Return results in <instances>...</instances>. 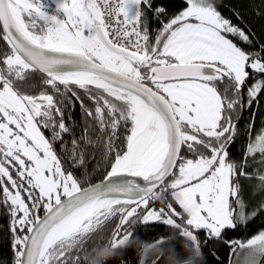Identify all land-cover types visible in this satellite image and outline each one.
I'll use <instances>...</instances> for the list:
<instances>
[{"label": "snow or ice", "instance_id": "snow-or-ice-1", "mask_svg": "<svg viewBox=\"0 0 264 264\" xmlns=\"http://www.w3.org/2000/svg\"><path fill=\"white\" fill-rule=\"evenodd\" d=\"M0 40V264H264V0H0Z\"/></svg>", "mask_w": 264, "mask_h": 264}, {"label": "trees", "instance_id": "trees-1", "mask_svg": "<svg viewBox=\"0 0 264 264\" xmlns=\"http://www.w3.org/2000/svg\"><path fill=\"white\" fill-rule=\"evenodd\" d=\"M225 2L227 3V0H225ZM225 15H228L227 11H225L224 13ZM0 45H3V41L0 40ZM257 125H259V121H257ZM236 151L239 150V145H237V148L235 149ZM154 207L159 208L160 206V202L154 201L153 202ZM261 223V221H257V225H259ZM141 232H143V229H140ZM164 231H166L163 227L159 228V232L163 233ZM260 231V229L258 227H256L252 232H250L249 234H246L244 236H239V237H235L236 239H248L251 238L252 235H256L258 234V232ZM154 236H148L147 239L151 240L154 239ZM150 241H146V242H136L135 240H133L128 247H130L132 249V252L129 253L128 255V261L129 264H133V262H135V264H138V260L141 258V256L144 257V264H151V262L157 258L160 254L153 250V249H147L146 246L147 244H149ZM138 253V255H136ZM166 253V257H167ZM219 255L221 257V259L223 260V264H230V259H235L234 256H230V253L227 249H221L219 252ZM113 259V255L110 251L104 250V249H99L96 251H93L91 254V259H88L85 261V264H103L104 261H108V260H112ZM115 264H119V259L117 258V260L115 261ZM162 264H173V262L167 258H165V260L162 262ZM181 264H199V257L195 252L189 253V258L186 261L181 262Z\"/></svg>", "mask_w": 264, "mask_h": 264}, {"label": "clouds", "instance_id": "clouds-1", "mask_svg": "<svg viewBox=\"0 0 264 264\" xmlns=\"http://www.w3.org/2000/svg\"><path fill=\"white\" fill-rule=\"evenodd\" d=\"M205 2H210V0H205ZM138 264H144V257L143 256H141V258L138 260Z\"/></svg>", "mask_w": 264, "mask_h": 264}, {"label": "rangeland", "instance_id": "rangeland-1", "mask_svg": "<svg viewBox=\"0 0 264 264\" xmlns=\"http://www.w3.org/2000/svg\"><path fill=\"white\" fill-rule=\"evenodd\" d=\"M160 207V206H159Z\"/></svg>", "mask_w": 264, "mask_h": 264}]
</instances>
